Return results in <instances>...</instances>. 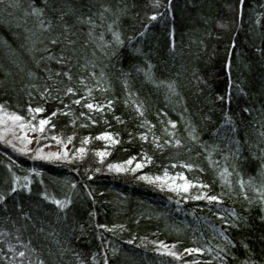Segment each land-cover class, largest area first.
Here are the masks:
<instances>
[{
    "label": "trees",
    "instance_id": "1",
    "mask_svg": "<svg viewBox=\"0 0 264 264\" xmlns=\"http://www.w3.org/2000/svg\"><path fill=\"white\" fill-rule=\"evenodd\" d=\"M0 106V264H264V0H0Z\"/></svg>",
    "mask_w": 264,
    "mask_h": 264
},
{
    "label": "rangeland",
    "instance_id": "2",
    "mask_svg": "<svg viewBox=\"0 0 264 264\" xmlns=\"http://www.w3.org/2000/svg\"><path fill=\"white\" fill-rule=\"evenodd\" d=\"M89 104H92L89 102ZM93 105V104H92ZM94 106V105H93ZM1 116H4V114L0 113V121L2 120ZM13 116V115H11ZM11 116H8L7 120H12L10 119ZM15 123L18 122V120H13ZM2 122V121H1ZM1 125H6L3 122L1 123ZM40 125V124H39ZM41 126V125H40ZM8 129V128H5ZM16 132H18L21 136L24 137V139H26V147L28 148H32L34 146V136L35 133L32 130H28L27 132L25 131V129H22V127H18L16 129ZM106 136H104L105 138ZM54 149V148H53ZM55 150V149H54ZM66 150V149H65ZM106 155V150H102L99 154L100 158H103ZM141 165V163H133L132 161L129 163V161L127 163H125V165H127V167L131 170H135L137 169V165ZM160 181V180H159ZM161 184H164L166 186H169L171 189L177 190L178 192H182L183 190V186L187 183L189 185H191L186 178H184L182 175H173V176H169V177H165V178H161L160 181ZM196 192V191H195ZM192 194V193H191ZM196 194V193H195Z\"/></svg>",
    "mask_w": 264,
    "mask_h": 264
},
{
    "label": "snow or ice",
    "instance_id": "3",
    "mask_svg": "<svg viewBox=\"0 0 264 264\" xmlns=\"http://www.w3.org/2000/svg\"><path fill=\"white\" fill-rule=\"evenodd\" d=\"M33 13L39 15V14H40V10L37 9V8H33ZM151 19L154 20V19H156V17H155V16H152ZM117 39H118V37H117ZM53 43H56V41H53ZM66 75H67V74H66ZM69 79H71L70 76H69ZM67 91H68L69 93H71V92L73 91V89L69 88ZM75 102H76V103H80V101H75ZM86 107H88L89 109H92L94 106H93L92 104H87ZM0 108H2V106H0ZM35 111L39 112V111H41V109H36ZM10 119H12V120H21L22 118L19 117V116L13 115V116L10 117ZM46 123H47V121H45V120H41V121H40V125H41L40 130H41V131H43V125H45ZM172 126H173V128L175 127L174 124H173ZM142 138H146V137H142ZM177 144H179V141H177ZM81 151H83V149H81ZM51 155H54V154H51ZM130 162H131V161H129V163H130ZM137 167H141V165L138 164ZM186 167H190V165H186ZM226 172H227V170H225V173H226ZM240 183H241V186L243 187V184H244L243 180H241ZM249 183H251V179L249 180ZM190 186H191V185H189V184L186 183V184L183 186V190H184L185 192H187V191H188V188H189ZM205 187H206V186H205ZM196 198L199 199L200 197H196ZM208 199H209V201H214V200H216L217 198H216L215 196H210V197H208ZM57 203H59V202H57ZM186 251H188V252H192V251H194V250H192V249H187ZM195 251H199V250L197 249V250H195ZM169 254L175 256V253H169ZM21 255H23V253H21Z\"/></svg>",
    "mask_w": 264,
    "mask_h": 264
}]
</instances>
